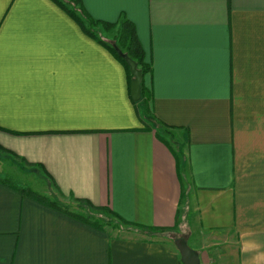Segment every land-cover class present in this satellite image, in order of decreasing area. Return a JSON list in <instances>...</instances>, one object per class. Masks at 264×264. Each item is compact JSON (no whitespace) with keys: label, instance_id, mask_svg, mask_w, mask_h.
<instances>
[{"label":"crops","instance_id":"1","mask_svg":"<svg viewBox=\"0 0 264 264\" xmlns=\"http://www.w3.org/2000/svg\"><path fill=\"white\" fill-rule=\"evenodd\" d=\"M81 2L134 24L149 99L55 0H0V264H264V0Z\"/></svg>","mask_w":264,"mask_h":264},{"label":"trees","instance_id":"2","mask_svg":"<svg viewBox=\"0 0 264 264\" xmlns=\"http://www.w3.org/2000/svg\"><path fill=\"white\" fill-rule=\"evenodd\" d=\"M55 1L58 2L59 5L62 6L65 9V11H67L69 15L79 23L81 29L84 32H86L91 37L98 39V41L101 44H103L124 65L128 74L129 82L131 79V74L129 72L128 64L118 54L116 48L126 53L132 60H134L137 63L138 68L142 72V80H141V88H140L141 98L139 101H134V102L136 103L142 101L144 102L145 105H147L146 101H148L149 99V93L147 92L146 87L144 86L143 77L146 73L150 71L151 64L146 60L145 50L137 36L134 24L130 20L126 19L124 16H122L117 23L95 19L83 7L81 0H55ZM102 31L112 32L111 39L109 40L103 39L101 37ZM145 116L148 119H150L149 117H151V120H154L156 122V119L150 116L148 114V111H147V115ZM0 153H6V154L8 153L15 156L13 152H11L10 150L6 149L1 145H0ZM77 201L79 202V204L87 206V208L90 210L96 212L99 211L114 218L113 225H115V227H123V224L128 225V227H132V224L124 221L118 214L114 213L109 207L96 206L93 205L90 201L85 199H78ZM51 203L57 209L63 210L64 212L71 214L75 217H78L80 219L91 220L90 217L92 216L93 218H95L93 214L88 212L86 214L72 212L69 210L68 205L60 203L58 201H53ZM94 223L99 228L103 227L97 220H94ZM136 226H137L136 228H140L143 231H147L151 233L159 232L161 230V228H157V227L150 228L141 225H136Z\"/></svg>","mask_w":264,"mask_h":264},{"label":"water","instance_id":"3","mask_svg":"<svg viewBox=\"0 0 264 264\" xmlns=\"http://www.w3.org/2000/svg\"><path fill=\"white\" fill-rule=\"evenodd\" d=\"M118 54L126 61L131 74L130 79V96L132 100L139 101L141 98V80L142 72L138 68L137 63L132 60L126 53L116 48ZM176 247L180 253V260L183 264H200L198 253L188 246L185 239L178 237L175 239Z\"/></svg>","mask_w":264,"mask_h":264},{"label":"rangeland","instance_id":"4","mask_svg":"<svg viewBox=\"0 0 264 264\" xmlns=\"http://www.w3.org/2000/svg\"><path fill=\"white\" fill-rule=\"evenodd\" d=\"M0 156H2V155H0ZM36 179H38V180H36ZM36 179L35 180L33 179V182H35L33 187H36V188H34V190L36 191V193L40 194V186H41L40 179L39 178H36ZM31 184H33V183H31ZM75 206H76V204H73L71 207L74 208ZM87 212L91 213L95 216V218H93V216H92V217H90V219L97 220L102 226H105L106 228H115V225H113L114 224V218H112V217H110V216H108L102 212H99V211L94 212L93 210H90L88 208H83V209H81V211H79V213H84V214H86ZM116 228H118V227H116ZM121 229H123V227H121Z\"/></svg>","mask_w":264,"mask_h":264}]
</instances>
